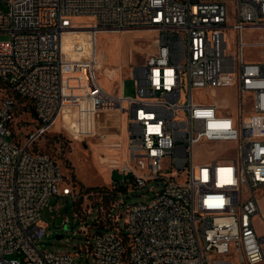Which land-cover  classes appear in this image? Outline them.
<instances>
[{"label":"built area","instance_id":"built-area-1","mask_svg":"<svg viewBox=\"0 0 264 264\" xmlns=\"http://www.w3.org/2000/svg\"><path fill=\"white\" fill-rule=\"evenodd\" d=\"M5 2L0 83L11 94L0 99V264H78L83 251L87 264H264L256 223H264L257 195L264 188V61L244 57V31L264 30V0ZM76 16L90 17L93 38L102 30L156 31L155 49L128 74L136 97L98 83L95 49L83 60L64 50ZM203 87H231L235 115L217 101L195 100L193 89ZM16 97L32 106L37 123L22 143L9 123ZM112 109L124 116L126 156L104 160L128 178L111 179L110 192L84 194L102 200L112 192L108 208L73 209L75 223L96 210L78 251H44L41 211L49 197L75 202L80 194L33 144L56 119L74 139L100 137L97 114ZM147 183L150 200L126 202L124 193Z\"/></svg>","mask_w":264,"mask_h":264},{"label":"rangeland","instance_id":"rangeland-1","mask_svg":"<svg viewBox=\"0 0 264 264\" xmlns=\"http://www.w3.org/2000/svg\"><path fill=\"white\" fill-rule=\"evenodd\" d=\"M0 9L6 11L5 0H0ZM74 28L64 37L67 52L72 53L74 60H81L85 56L86 46L89 43L87 37L90 30V17H74ZM156 31L147 29H124L113 32H101L97 36L96 50L98 59L103 62L97 72L98 83L108 92H121L125 97H136L138 92L134 79L130 77L131 66L140 64L145 56L155 49ZM7 38V35L0 34V39ZM228 51H234V45L230 32L227 34ZM264 39V30H245L244 40L247 45L244 47V57L247 61H264V46L255 45L256 41ZM11 94L10 91L0 83V99ZM193 98L200 101H217L221 111L226 110L235 114V92L231 87H203L194 88ZM245 108H248V99L244 97ZM26 103V104H25ZM97 114L96 130L101 131V136L108 142H120L121 147L114 148L113 144H103L102 138L94 136L84 140L74 139L67 131L60 126L59 119L52 128L40 136L33 144L34 150H40L49 154L61 167L66 180L71 183L79 198L73 202L68 196L52 195L41 211V222L46 228V235L42 239L41 249L54 253H66L78 251V245L84 244L87 240L89 228L87 224L95 216L96 210L90 211L85 219L75 223L73 208L77 211L83 207L88 210L92 205L102 203L108 208L110 195H90L85 198L88 192L93 194L95 189L104 188L107 192L111 187V179L125 180L128 176L119 174L117 169H110L103 156L108 158L125 159V132L122 117L121 129H118V120L112 117L116 112H102ZM113 114V115H112ZM107 116V117H105ZM112 119V120H111ZM13 130V138L22 143L29 132L37 125L31 105L24 99L16 97L14 106V117L10 120ZM117 127V128H116ZM161 184V181H157ZM150 183L142 188H133L123 197L126 202L148 201L152 198L153 192L148 189ZM258 201L262 216H264V188L257 191ZM123 210V209H122ZM67 219V222H65ZM65 222V223H64ZM257 229L264 230V223L261 218L257 219ZM57 235L59 237H57ZM44 242H49L45 244ZM13 256H18L16 253ZM21 258V256H19ZM78 264H87L91 261L90 256L83 251L76 257ZM235 264V260H233Z\"/></svg>","mask_w":264,"mask_h":264},{"label":"bare ground","instance_id":"bare-ground-1","mask_svg":"<svg viewBox=\"0 0 264 264\" xmlns=\"http://www.w3.org/2000/svg\"><path fill=\"white\" fill-rule=\"evenodd\" d=\"M76 17H79V16H76ZM87 17V16H86ZM74 26H77V25H74ZM90 26H91V24H90ZM89 26V27H90ZM91 28V27H90ZM87 33H89V37H87V40L89 41V43L86 41V43L88 44V46H86V53H85V56L83 57V59L86 57V55L87 54H89V51L90 50H93V49H95V56H96V59H97V65L98 66H100V65H103V62L102 61H100L99 59H98V53H97V50H96V46H97V36H98V34L99 33H101V32H108V31H104V30H102V31H99V32H96L95 33V35H94V38H93V31H91V29L89 30V31H86ZM110 32H112V31H110ZM68 33H66L64 36H63V42H62V46H63V48H64V50L65 51H67V45H65V36L67 35ZM95 39V40H94ZM156 45V44H155ZM83 59H81V60H83ZM109 111H111V112H116L117 114H119L120 115V117H121V119H122V117H124L123 116V114H122V112L120 111V110H109ZM99 112H108V111H99ZM57 120V119H56ZM56 120H55V122H56ZM54 122V123H55ZM120 145V144H119ZM125 149V148H124ZM102 156V155H101ZM103 157V160H104V156H102ZM107 158V157H106Z\"/></svg>","mask_w":264,"mask_h":264},{"label":"crops","instance_id":"crops-1","mask_svg":"<svg viewBox=\"0 0 264 264\" xmlns=\"http://www.w3.org/2000/svg\"><path fill=\"white\" fill-rule=\"evenodd\" d=\"M98 115H104L102 112H98ZM113 115V114H112ZM105 117H107V116H105ZM108 118V117H107ZM114 118L116 119V120H118V129H121V122H122V119H121V117H120V115L119 114H117L115 117H112V119L114 120ZM111 119V120H112ZM117 128V127H116Z\"/></svg>","mask_w":264,"mask_h":264},{"label":"trees","instance_id":"trees-1","mask_svg":"<svg viewBox=\"0 0 264 264\" xmlns=\"http://www.w3.org/2000/svg\"><path fill=\"white\" fill-rule=\"evenodd\" d=\"M26 104V103H25ZM30 105V104H29ZM31 109H32V111H33V108H32V106H31ZM33 114H34V111H33ZM99 189H104V188H102V187H99ZM108 192H110V190L108 191ZM110 194H112V192L110 193ZM75 211H77L75 208H73Z\"/></svg>","mask_w":264,"mask_h":264},{"label":"water","instance_id":"water-1","mask_svg":"<svg viewBox=\"0 0 264 264\" xmlns=\"http://www.w3.org/2000/svg\"><path fill=\"white\" fill-rule=\"evenodd\" d=\"M77 223V222H76ZM57 237H59L58 235H57ZM45 244H48L49 242H44Z\"/></svg>","mask_w":264,"mask_h":264}]
</instances>
